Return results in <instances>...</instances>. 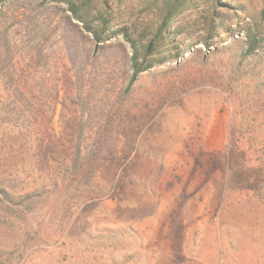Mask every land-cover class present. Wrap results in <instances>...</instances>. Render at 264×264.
<instances>
[{
    "label": "rangeland",
    "instance_id": "374dc122",
    "mask_svg": "<svg viewBox=\"0 0 264 264\" xmlns=\"http://www.w3.org/2000/svg\"><path fill=\"white\" fill-rule=\"evenodd\" d=\"M75 1L103 43L65 3L0 4V264H264V0H222L245 12L211 48L189 0L129 92L161 0Z\"/></svg>",
    "mask_w": 264,
    "mask_h": 264
},
{
    "label": "trees",
    "instance_id": "16d2710c",
    "mask_svg": "<svg viewBox=\"0 0 264 264\" xmlns=\"http://www.w3.org/2000/svg\"><path fill=\"white\" fill-rule=\"evenodd\" d=\"M7 0H0L3 4ZM59 3H65L69 6V11L72 13L75 20L84 24L86 30L93 33L96 40L100 43L104 42L103 34L97 28L90 24V14H85L80 10L78 2L75 0H53ZM160 9L163 13V23L161 26L152 31L147 37V42L139 45L134 38L126 36L128 42L131 44L132 57L130 59V68L132 76L127 86V92L130 91L133 83L141 73H145L153 69L161 63L174 59L171 56H160L162 53L172 52L178 49L182 42L179 41L182 31L174 23L175 20L183 14L186 10V4L189 0H161ZM209 15L204 21V30L208 33L207 38L199 40L208 48L213 47L210 41L218 37L222 32H227L228 26L226 25L225 18L222 16L223 12L236 14L245 12V7L241 4L235 5L232 2H223L222 0H207ZM253 30L248 32V42L246 44L245 56H250L257 49H259L260 41L257 35L252 33ZM189 47L182 46V55L189 53ZM180 56L178 52L176 57ZM77 147H78V140ZM71 170L78 173V154L72 158ZM0 194L6 196L7 199L13 201L11 193L4 187L0 186ZM32 194L28 195L31 197Z\"/></svg>",
    "mask_w": 264,
    "mask_h": 264
}]
</instances>
